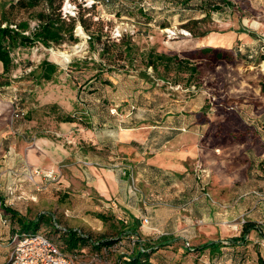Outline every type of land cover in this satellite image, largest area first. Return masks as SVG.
<instances>
[{
    "label": "rangeland",
    "instance_id": "obj_1",
    "mask_svg": "<svg viewBox=\"0 0 264 264\" xmlns=\"http://www.w3.org/2000/svg\"><path fill=\"white\" fill-rule=\"evenodd\" d=\"M11 1L0 0V18ZM230 1L232 7L211 11V18L198 24L197 33L212 32L202 40L184 28L190 20L202 19L208 13L199 0L180 7L172 0H64L63 17L68 12L77 17L78 12L84 14L91 32L102 31L103 42L108 37L119 42L121 37L130 36L135 45V61L131 65L101 56V46L96 42L95 49L91 48V32L78 23L74 31L76 42L65 41L50 48L42 44L19 48L12 53L16 67L4 76L0 62V83L4 84L0 86V202L26 220L39 221L37 231L48 236L61 237L60 230L65 229L94 241H115L112 247L100 251L87 247L72 252L65 239L54 237L64 252L77 255L75 264H117L122 256L131 253L133 244L138 243L127 231L132 230L130 216L136 215L141 241L156 250L150 255L151 264H256L261 255L259 240L264 235L260 225L258 230L262 233L248 235L246 242L232 245L230 241L241 235L248 221L247 215H241L239 204L245 195L246 171H225L227 160L230 165L237 163L235 159L240 160L242 146L213 144V133L206 125L197 133L198 150L188 159L189 171L122 168V161L128 162L123 157L132 151L126 145L133 146L134 137L122 129L133 126V118L138 120V110L132 108L133 96L140 88L147 91L156 81L139 79V72L146 70L142 57L152 49L189 58L198 70L192 77L185 72H168L172 86L157 81V93L166 101L160 103L159 120L163 119L167 98L182 99L190 109L197 110L202 105L198 111H206L228 134L233 131L232 118L238 114L231 108L241 111L255 102L256 90L264 96V63L259 60L256 65H249L239 58V62L231 64L196 56L199 44L211 42L212 35H227L232 29L248 31L260 47L263 45L264 0ZM59 3L57 0L54 5ZM44 7L41 4L33 10H15L11 16L15 22L28 20L33 30L38 24L36 15ZM79 26L83 36L77 33ZM236 48L237 45L233 49ZM60 53L69 55L68 60ZM44 60L59 65V72L50 82H37L31 71ZM147 71L154 73L151 68ZM186 115L195 121L190 112ZM72 116L76 122H60ZM58 123L70 127L67 133ZM192 130L190 126L183 133ZM135 137L140 141V137ZM9 150L12 158L4 163L3 155ZM30 152L33 157L43 152L52 155L59 171L31 165L27 161ZM211 155L219 156L217 162L223 171L209 169L211 163L208 166L206 160ZM199 163L208 169L205 175L195 170ZM104 167L112 171H102ZM48 172H54L55 179L46 178L44 174ZM99 215L106 216L107 221ZM145 217L150 220L148 229L141 226ZM17 218L13 217L12 227H20ZM35 226L33 222L32 228ZM210 241H222L227 247L212 258L209 251L201 253L199 249ZM160 242L165 245L159 246ZM188 244L196 250L190 252Z\"/></svg>",
    "mask_w": 264,
    "mask_h": 264
},
{
    "label": "trees",
    "instance_id": "obj_2",
    "mask_svg": "<svg viewBox=\"0 0 264 264\" xmlns=\"http://www.w3.org/2000/svg\"><path fill=\"white\" fill-rule=\"evenodd\" d=\"M57 0H13L10 2L9 7L7 10L3 11L1 18H0V62L3 66V76L6 74H9L12 72V70L16 67L14 63V59L12 56V53L15 52L19 48H27L31 47L36 44H42L44 47L50 48L52 45H60L65 41H71L76 42L77 38L74 37V31L78 25V23L84 28L85 31L91 32L90 27L87 24V20L84 18V14H80L78 12L79 16H70L68 17V20L66 17H63L62 14V4L64 0H58L60 3L58 6H55L54 3ZM196 2L197 0H172L176 4L177 7L184 6L186 4H192L190 2ZM202 2V7H205L208 9V13L206 16L199 20H190L188 23L184 25V28L189 29L190 35H192L191 32L194 33V37H197L199 39L205 38L206 36L210 35L212 32H202L197 33V26L198 24L207 21V19L211 18V11H224L226 7H232V3L230 0H199ZM41 4H44L45 7L37 13L36 20L38 21L37 27L35 29H31L30 22L28 20H23L19 22H15L12 19V12L15 10H33L37 7H39ZM100 24H102L99 21ZM195 26V27H194ZM103 34L102 31L98 32H91L90 35V41H91V48L95 49V43L97 42L101 46V56H107L109 60H115L119 59L121 61H127L129 64L133 65L135 61V45L132 43L130 36H123L121 37L120 41L117 42L113 39H108L106 42L102 41ZM112 42V43H108ZM263 42V40H262ZM263 45H261L262 47ZM261 47L255 48V49H248L244 51L240 47H237L236 50L233 48H224V47H215V46H204V47H196V50L199 52V55H196L197 57L201 59H213L216 61H226L231 64H235L239 62V58H244V60L249 65H256L259 60L261 63L264 61V54L260 51ZM260 54V57L258 56ZM143 65L146 67L145 71L139 72V78L141 80H144L146 82H153L147 91H144L140 88V90H136L135 94L133 96V109L138 110L145 109L141 107L142 101L147 100L150 101V106L146 107L151 108L154 105L156 106L155 112L154 109L150 111V117L152 119H149L151 121H158L160 119V116L162 113H159L160 108V102H162L163 99H161L157 92L160 91L158 88L157 81L160 80L164 84L171 85V83L168 80L167 73L170 71H176V72H185L189 73V76H194L198 73L197 67L193 65L191 62V59L189 58H181L178 54H168V53H158L155 49H152L150 53L147 55H144L142 57ZM145 62V63H144ZM151 68L153 70V75H150L148 73L147 69ZM161 68H163V72L161 71ZM59 72V65L56 63H53L48 60L42 61L33 71H31V76L34 77V79L37 82H50L53 80V78L57 75ZM110 81V79H108ZM0 86H4L3 83H0ZM162 87L165 85H161ZM262 91L264 92V84H262ZM168 89V87H167ZM164 91V90H163ZM190 94L194 93L191 91H188ZM168 94V92H167ZM150 96V97H149ZM167 111H169V107H167ZM232 110V109H231ZM234 113L238 112L237 110L233 109ZM153 112V113H152ZM157 117L155 119V116ZM237 114V113H236ZM196 118V121L199 125H208L211 129V140H214L215 142L218 141V144L223 143H242L245 142L248 139H254L256 136V132L248 126L243 118L237 114L235 119H233V131L229 132L227 134V131H223L220 128V123H213L210 118L207 116L206 111H200L197 112V114H193ZM173 118H176V115H172ZM167 117V120L169 118L168 115H164L163 119L159 120L160 126H162V123ZM188 117V116H187ZM188 119V118H187ZM134 121L137 119L133 118ZM166 120V119H165ZM60 122L64 123H74L76 122V117H65L62 120L60 119ZM190 127V126H188ZM187 127V128H188ZM182 128H178L173 135H175L178 132L183 133ZM207 130V131H208ZM233 133V134H232ZM220 142V143H219ZM5 211L11 213L12 216H16L18 224H20V227L18 225H14L13 232L11 236H13L16 233H38L40 231H37L38 229V223L39 221H29L26 220V218L18 215L15 213L10 207L4 205L3 208ZM101 220L107 221L106 216L99 215L98 216ZM132 219V230L127 231L130 234L132 233L133 236H137V246H134L133 249H131V253H126V255L122 256V259L119 260L117 264H151L150 255L154 254L156 252L155 247L151 245L150 243H144L141 241V236L138 233V230L140 228V220L135 216H130ZM143 220V219H142ZM35 222L36 226L33 229L32 223ZM122 224V223H121ZM142 226V224H141ZM135 227V228H134ZM258 225L252 223V222H245L242 233L239 237H235L230 239L232 245H237L238 242H246V237L250 232L257 228ZM58 229V227L56 226ZM148 229V228H145ZM63 232V236H48L45 232V234L50 238V240L53 241V238L55 237L56 240H62L65 239V242L67 243L68 248L72 252H77L79 249L91 247L96 251H100L102 248H110L114 245L115 241L109 240V239H102L99 241H94L90 237H86L82 235L81 233H78L74 230H60ZM68 233V235H67ZM11 239V237H10ZM55 240V241H56ZM10 241V240H9ZM131 241V239H130ZM141 241V242H140ZM132 245V242H130ZM135 243V244H136ZM56 244V243H55ZM222 242H214L210 241L206 243L205 245L201 246L200 252H206L209 251L212 258L216 257L217 254L222 253V249L224 247H227V244L223 245ZM57 245V244H56ZM165 245V243L160 242L159 246ZM58 246V245H57ZM59 247V246H58ZM60 248V247H59ZM61 249V248H60ZM63 251V249H61ZM190 252H194L196 249L190 247L188 248ZM64 252V251H63ZM66 255H69L68 253L64 252ZM156 254V253H155ZM222 255V254H221ZM71 256H76V254H72ZM256 264H264V257L261 255L258 256Z\"/></svg>",
    "mask_w": 264,
    "mask_h": 264
},
{
    "label": "crops",
    "instance_id": "obj_3",
    "mask_svg": "<svg viewBox=\"0 0 264 264\" xmlns=\"http://www.w3.org/2000/svg\"><path fill=\"white\" fill-rule=\"evenodd\" d=\"M212 41L202 42L199 44L200 47L204 46H215V47H224V48H234L235 45L240 47L244 51L248 49H255L260 47L258 45V40L253 38V36L246 30H238L232 29L227 35H212L210 39ZM205 39V38H204ZM203 40V39H202ZM249 63V62H248ZM140 79V78H139ZM259 90H256L255 102H248L249 106L246 105L241 108V111H238L239 108H236L238 114L243 118L244 122L250 126L255 132L256 136L254 139H248L242 143H223V147L229 145L242 146L243 149L240 151L242 156L238 159H235L236 164L230 165L227 160L225 171H246V180H245V195L241 196L239 204L242 207L241 211H245L246 213H242L241 215H247L248 221L254 224L260 225L262 228V232L264 233V199H260L257 196L258 192L264 193V96L259 95ZM164 104H166L165 100H162ZM247 102V101H246ZM256 102H259V105H255ZM161 103V102H160ZM187 101L182 99L179 100H170L167 98V107H169V111H167V107L165 108L164 115H168V120L163 121L162 126H160V122L151 121L149 119L150 111L154 109L156 110V106L154 105L151 108H147L150 106V101L143 100L141 107L145 109H138V120H136L135 124L130 127H123V131L129 132V135H133V139L131 140V145H126L131 147V153L129 156H124L122 160L128 161L124 163L122 161V168L129 167L130 169L124 171H173L175 173H180L182 171L188 170V159L191 156H195L197 154V133H199V129L206 125H199L195 119H187V113L197 114L199 109H202V105L197 109H190L188 105H186ZM147 104V107H146ZM152 112V113H153ZM172 115H176V118H173ZM243 114L246 117H243ZM136 117V118H137ZM247 118V119H246ZM213 123V119H210ZM60 129H63L64 133H67L66 129H70L65 124H59ZM191 126L192 130L190 133H183L179 135H173V133L178 129H186ZM126 128V129H124ZM208 127H206L207 129ZM186 132V131H185ZM199 135V134H198ZM140 137V141L135 137ZM202 137L204 134L201 135ZM138 142V143H137ZM218 143L213 142V144ZM211 144V143H210ZM218 144L217 146H220ZM136 147V148H135ZM12 149V148H11ZM44 149V148H43ZM219 150V148L217 149ZM43 151V150H42ZM220 151V150H219ZM35 157H33V153L30 152L27 155V161L42 170L51 169L55 171L57 168V160L51 155V157L47 154L43 153H35ZM9 157V158H8ZM204 157V156H201ZM4 163H8V159L12 158V150H9L8 154L5 153L3 155ZM117 158V157H116ZM205 158V157H204ZM219 156L215 158V155L209 156L208 163H211V171H223L220 170L219 163L217 162ZM221 158V157H220ZM13 160V159H12ZM239 162V163H238ZM125 164V165H124ZM202 165L206 171L208 169L203 164ZM120 167V166H119ZM195 170L199 171L195 167ZM209 170V171H210ZM102 171H112L108 169V167L102 168ZM120 171V170H119ZM148 178V177H147ZM2 200V197H0ZM238 204V202L236 203ZM4 205L2 201L0 202V264L6 263L8 259V254L10 252V237L12 234V226L11 222L14 216L11 213L5 211ZM237 206V205H236ZM235 206V207H236ZM239 211V209H238ZM136 215L134 212H132ZM234 213V211L232 212ZM21 216V215H20ZM222 217L223 215H219ZM135 217L139 218L138 215ZM142 218V217H140ZM150 224V223H149ZM259 227L253 229L249 236L253 233L257 235V231ZM263 235V234H262ZM259 235L258 237L262 236ZM264 235L262 236V238ZM261 239V238H260ZM222 242V241H220ZM242 243V242H239ZM222 258V257H221ZM226 258V257H224Z\"/></svg>",
    "mask_w": 264,
    "mask_h": 264
},
{
    "label": "built area",
    "instance_id": "obj_4",
    "mask_svg": "<svg viewBox=\"0 0 264 264\" xmlns=\"http://www.w3.org/2000/svg\"><path fill=\"white\" fill-rule=\"evenodd\" d=\"M76 16V13H66L65 17ZM167 32V31H166ZM90 39V38H89ZM261 52L264 54V40ZM264 63V61H262ZM232 110L234 108H231ZM18 116V114H16ZM185 130V129H184ZM202 175L207 171L202 165H198ZM39 170H37L38 173ZM55 171V170H50ZM48 179H55L54 172L44 174ZM257 196L264 199V193L258 192ZM150 220L143 218L142 227L148 228ZM137 237L132 236V239ZM136 242L133 240V243ZM261 254L264 257V237L259 240ZM190 249V244L187 245ZM10 256L4 264H75L76 256L66 255L50 238L42 232L38 233H16L10 239Z\"/></svg>",
    "mask_w": 264,
    "mask_h": 264
},
{
    "label": "bare ground",
    "instance_id": "obj_5",
    "mask_svg": "<svg viewBox=\"0 0 264 264\" xmlns=\"http://www.w3.org/2000/svg\"><path fill=\"white\" fill-rule=\"evenodd\" d=\"M77 33L80 36H83L84 35L83 30H82V27H80V26L78 27ZM76 48H79V46L76 47ZM54 54H56V53H54ZM60 56L63 57L65 61H67L68 58H69V55H67L66 53H60ZM60 64H61V61H60Z\"/></svg>",
    "mask_w": 264,
    "mask_h": 264
}]
</instances>
